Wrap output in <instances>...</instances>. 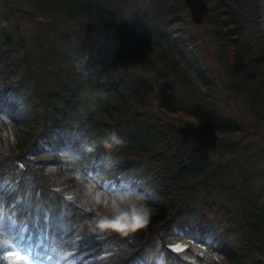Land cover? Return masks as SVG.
Returning a JSON list of instances; mask_svg holds the SVG:
<instances>
[{
    "label": "trees",
    "instance_id": "16d2710c",
    "mask_svg": "<svg viewBox=\"0 0 264 264\" xmlns=\"http://www.w3.org/2000/svg\"><path fill=\"white\" fill-rule=\"evenodd\" d=\"M214 1L234 111L183 39L185 0L167 40L129 0H2L0 264H264V0Z\"/></svg>",
    "mask_w": 264,
    "mask_h": 264
},
{
    "label": "rangeland",
    "instance_id": "374dc122",
    "mask_svg": "<svg viewBox=\"0 0 264 264\" xmlns=\"http://www.w3.org/2000/svg\"><path fill=\"white\" fill-rule=\"evenodd\" d=\"M132 1L133 4L136 5L135 11L139 15L140 18L146 20L150 24V28L161 36L164 40L168 39L171 30L167 27L165 14L167 9L166 0H129ZM229 1V0H227ZM236 3L235 0H230ZM208 6L215 4L214 0H206ZM3 4L2 0H0V7ZM262 9H264V1L260 2ZM237 8V6L235 5ZM241 13L243 11L238 9ZM183 23L180 27L183 33V39L187 42V47L190 50L191 55L196 59L197 63L201 67L202 71L206 74L208 81L212 84L215 93L214 95L220 96V100H218L217 105L219 107H223L229 111H234L240 109L238 103L235 99V96H231V81L228 78V74L226 72V68H228V63L224 60L223 55V42L224 38L221 36L222 31L215 29L210 24L206 23L204 20L201 24H192L191 17H185L183 14ZM3 16L0 11V23L3 20ZM7 26L5 29L7 31H19L22 34H30L33 31V24L30 22H26L24 20L19 19L18 21L14 18V16L10 15L9 22L6 23ZM238 33L243 40H247L250 36L249 26H244L243 28L240 26L237 30L234 29V32ZM117 40V39H115ZM112 45V44H111ZM80 49L84 48L83 44L79 45ZM94 55L96 58L101 57L102 55L96 54L98 50L96 48L93 49ZM239 102H244L243 96L240 94L237 96ZM244 110V108L242 109ZM261 110V109H260ZM235 113V112H234ZM254 130L259 131L263 136L256 138L260 145L261 151H264V128L255 124L252 127ZM258 171H264V160L262 164L258 167ZM258 175V174H257ZM257 180L256 176L254 178ZM154 264H163L162 256L155 253L152 256Z\"/></svg>",
    "mask_w": 264,
    "mask_h": 264
},
{
    "label": "water",
    "instance_id": "95a60500",
    "mask_svg": "<svg viewBox=\"0 0 264 264\" xmlns=\"http://www.w3.org/2000/svg\"><path fill=\"white\" fill-rule=\"evenodd\" d=\"M188 10L191 15V20L195 24L203 22L208 4L206 0H185Z\"/></svg>",
    "mask_w": 264,
    "mask_h": 264
},
{
    "label": "clouds",
    "instance_id": "9594fccd",
    "mask_svg": "<svg viewBox=\"0 0 264 264\" xmlns=\"http://www.w3.org/2000/svg\"><path fill=\"white\" fill-rule=\"evenodd\" d=\"M149 215V212L145 209L143 212V217H144V222L141 225V227L145 226L147 224V217ZM117 219H108V218H102L96 221V228L100 229V230H106V229H113L116 231H120V232H124L126 229H130V230H135L136 228L132 227L131 225H129L127 228H124L122 226V223L120 225L117 226H113L114 222Z\"/></svg>",
    "mask_w": 264,
    "mask_h": 264
},
{
    "label": "snow or ice",
    "instance_id": "6c2138e0",
    "mask_svg": "<svg viewBox=\"0 0 264 264\" xmlns=\"http://www.w3.org/2000/svg\"><path fill=\"white\" fill-rule=\"evenodd\" d=\"M70 199V198H69ZM123 219H125V217L124 216H121L120 218H118L115 222H114V224H113V226L115 227V226H117V225H120L121 224V220H123ZM132 220L134 221L132 224H131V226L132 227H134V228H139V227H141V225L143 224V222H144V218L142 217V216H140V215H138V214H133V217H132ZM122 226L124 227V228H127L128 226H129V224H127V223H122ZM47 237L46 236H41V242L44 240V239H46ZM32 253H33V249H31V248H29L28 250H27V254H28V256H31L32 255Z\"/></svg>",
    "mask_w": 264,
    "mask_h": 264
},
{
    "label": "bare ground",
    "instance_id": "6f19581e",
    "mask_svg": "<svg viewBox=\"0 0 264 264\" xmlns=\"http://www.w3.org/2000/svg\"><path fill=\"white\" fill-rule=\"evenodd\" d=\"M206 15V14H205Z\"/></svg>",
    "mask_w": 264,
    "mask_h": 264
}]
</instances>
